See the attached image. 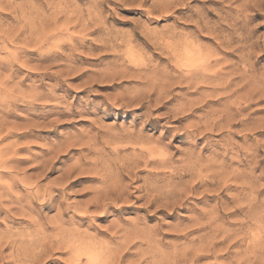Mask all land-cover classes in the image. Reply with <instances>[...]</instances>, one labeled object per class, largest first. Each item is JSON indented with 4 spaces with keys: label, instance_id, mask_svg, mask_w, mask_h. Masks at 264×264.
<instances>
[{
    "label": "rangeland",
    "instance_id": "rangeland-1",
    "mask_svg": "<svg viewBox=\"0 0 264 264\" xmlns=\"http://www.w3.org/2000/svg\"><path fill=\"white\" fill-rule=\"evenodd\" d=\"M263 198L264 0H0V264H236Z\"/></svg>",
    "mask_w": 264,
    "mask_h": 264
},
{
    "label": "bare ground",
    "instance_id": "bare-ground-1",
    "mask_svg": "<svg viewBox=\"0 0 264 264\" xmlns=\"http://www.w3.org/2000/svg\"><path fill=\"white\" fill-rule=\"evenodd\" d=\"M206 68V67H205ZM209 68V67H208ZM196 75V74H195ZM207 76V75H206ZM149 92V91H148ZM159 142V141H158ZM170 148V147H169ZM163 149V148H162ZM166 150V149H165ZM162 151H164V150H162ZM149 154V153H148ZM189 156V155H188ZM151 159V158H150ZM146 161V160H145ZM165 159H161L159 162H157L156 160H150L149 161V163H154V164H159V165H163L164 166V164H165ZM148 163V162H147ZM146 163V164H147ZM167 163V162H166ZM209 168V167H208ZM202 170V169H201ZM174 172V171H173ZM233 172V171H232ZM237 175V174H236ZM224 177V176H223ZM230 177V176H229ZM238 177V176H237ZM225 180V179H224ZM228 183V182H227ZM243 185V184H242ZM113 186H114V184H113ZM116 187V186H115ZM224 187V186H223ZM247 187H248V185H247ZM254 189V188H253ZM257 191V190H256ZM109 192V191H108ZM231 194V193H230ZM239 194V193H238ZM102 195H104L103 193H102ZM106 195V194H105ZM130 195V194H129ZM235 196V195H234ZM241 196V195H240ZM106 197H108V194L105 196V200H107L106 199ZM110 197V196H109ZM108 197V198H109ZM99 198V197H98ZM97 198V199H98ZM111 199V198H110ZM238 199V198H237ZM264 199V198H263ZM99 200V199H98ZM97 200V201H98ZM104 200V201H105ZM239 200V199H238ZM264 201V200H263ZM237 202V201H236ZM17 203V202H16ZM97 203H99V202H97ZM98 205V204H97ZM176 205V204H175ZM238 206V205H237ZM88 208V207H87ZM107 208V207H106ZM238 208V207H237ZM262 208V207H261ZM236 209V208H235ZM257 210V209H256ZM211 211V210H210ZM214 211V210H213ZM233 211V210H232ZM216 216V215H215ZM211 217V216H210ZM262 217V216H261ZM197 223H198V221H197ZM201 223V222H200ZM204 223V222H203ZM117 233V232H116ZM115 233V234H116ZM228 233V232H227ZM235 233V232H234ZM143 234V233H142ZM238 234V233H237ZM227 236V235H226ZM222 237H225V236H223L222 235ZM136 238V237H135ZM124 239H125V237H124ZM129 239V238H128ZM128 239H126V240H128ZM236 239V238H235ZM240 239V238H239ZM215 240V239H214ZM218 240V239H217ZM238 240V239H237ZM258 239L257 238H254L253 239V242L254 243H256V247H250L249 246V248L245 251V255H244V257H241L240 259L238 258V260H237V262H236V264H264V254H263V252H262V250L264 249V243L262 242V243H260V245H261V248L258 250V247H259V242L257 241ZM210 241L211 240H209V243H210ZM216 241V240H215ZM128 242V241H127ZM206 242V241H205ZM252 242V243H253ZM132 243V242H131ZM213 243V242H212ZM211 243V244H212ZM232 244V243H231ZM249 245H251V244H249ZM130 246V245H129ZM128 246V247H129ZM203 246V245H202ZM209 246V245H208ZM212 246V245H211ZM214 246V245H213ZM248 246V245H247ZM76 247L77 246H75V248L74 249H76ZM124 247V246H123ZM201 247V246H200ZM207 247V246H206ZM116 248V247H115ZM203 248H204V246H203ZM213 248V247H212ZM215 248V247H214ZM229 248V247H228ZM71 249V248H70ZM110 249V248H109ZM200 249V248H199ZM205 249L206 248H204V250H201V251H205ZM223 249V248H222ZM196 250V249H195ZM194 250V251H195ZM211 250V249H210ZM74 251V250H73ZM206 251H208V252H211V251H209V248H208V250H206ZM70 252V251H69ZM107 252V251H106ZM131 252V251H130ZM178 252V251H177ZM222 252V251H221ZM224 252V251H223ZM237 252H239V251H237ZM123 253V252H122ZM199 253H200V250H199ZM202 254H203V252H201ZM206 253V252H205ZM213 253V252H212ZM228 253V252H227ZM242 253V252H241ZM75 254H76V252H75ZM209 254V253H208ZM207 254V255H208ZM87 255V261H88V264H94L95 263V257H94V254H92L91 252L90 253H87L86 254ZM98 255V254H97ZM96 255V256H97ZM181 255V254H180ZM218 255V254H217ZM239 255V254H238ZM193 256H194V254H193ZM196 256V255H195ZM200 256V255H199ZM202 256V255H201ZM81 257H82V254L80 255V254H77V256L75 257L76 259H77V261H81ZM86 257V256H85ZM185 257V256H184ZM197 257V256H196ZM97 258V257H96ZM116 258H117V256H116ZM192 259H193V257H192ZM216 259V258H215ZM197 260V259H196ZM116 261V260H115ZM134 262V261H133ZM136 262V261H135ZM233 263V262H232ZM112 264V263H111ZM177 264V263H176Z\"/></svg>",
    "mask_w": 264,
    "mask_h": 264
}]
</instances>
